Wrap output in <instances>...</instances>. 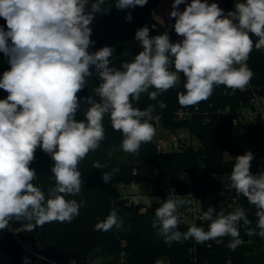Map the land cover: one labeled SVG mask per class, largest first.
<instances>
[{"label":"clouds","instance_id":"9594fccd","mask_svg":"<svg viewBox=\"0 0 264 264\" xmlns=\"http://www.w3.org/2000/svg\"><path fill=\"white\" fill-rule=\"evenodd\" d=\"M106 0H0V17L7 31L0 27V52L8 57L10 70L0 78V89L8 93L0 99V231L10 222L21 223L16 231L32 232L46 223H70L79 215L86 201L67 199L79 195L83 181L79 163L105 140L104 117L113 130L122 133L121 150L138 154L142 144L155 136L150 122L155 105L141 110L134 107L141 95L167 105L158 97L185 80L178 93L182 107H196L208 100L216 87L224 85L244 91L253 72L247 61L253 48L264 49V0H236L234 10L225 14L217 3L191 0L181 12L185 0H174L170 18H175V33L183 37L171 42L167 32L150 37L149 27L137 29L135 40L142 47L131 61L120 67L110 66L115 59L113 47L89 52L95 41L90 39V25L98 14H106L112 5ZM148 0H115L118 10L145 6ZM126 19L131 21L129 13ZM252 36L257 37L253 42ZM11 41V43H9ZM100 83L93 89L95 99L83 98L84 119L78 93L88 86L94 75ZM154 89L153 91H149ZM40 148L51 157L55 186L47 197L33 182L37 179L30 164ZM111 155V153H110ZM251 151L235 158L227 175L231 189L255 208L253 221L247 210L237 208L225 214L223 209L208 207L200 216L207 230L192 224L186 232L178 230L179 208L187 201L179 196L167 197L155 209L152 227L169 246L193 239L198 244L230 237L228 247L235 250L245 235L264 238V171L250 172ZM95 169L105 165L94 162ZM105 172L107 184L118 172ZM172 191H175L174 189ZM124 221L112 209L94 230H120ZM25 264H28L25 258Z\"/></svg>","mask_w":264,"mask_h":264},{"label":"trees","instance_id":"16d2710c","mask_svg":"<svg viewBox=\"0 0 264 264\" xmlns=\"http://www.w3.org/2000/svg\"><path fill=\"white\" fill-rule=\"evenodd\" d=\"M159 3L160 0H148L145 6L118 10L114 6L115 0H106L104 7H112L106 14H98L90 25V39L95 44L89 48V52L105 46L113 47L115 59L110 58V66L119 68L121 61H131L142 51L139 42L135 40V33L141 27H149L150 37L167 32L171 42L181 41L183 37L173 35L167 26L154 19L152 10ZM223 4L226 13L234 10L231 0H223ZM129 13L131 21L126 19ZM0 27L7 31L6 21L2 17ZM251 38L255 44L258 38ZM247 65L252 70L253 77L244 91L220 85L208 100L196 107H182L178 102V93L184 91L185 78L180 73L179 86L158 97L167 105L165 108L161 109L157 101L150 100L147 93L142 94L139 102L134 103L133 106L141 110L155 105L150 121L153 126L154 118L158 117L161 125L173 134L178 130L188 131L198 140L196 148L182 141L177 149L158 151L155 142L151 141L142 144L138 154L126 153L120 148L122 133L113 130L111 120L106 115L103 120L105 140L101 142L100 148L90 152L78 165L83 181L82 190L79 195L66 197L77 202L86 201L79 215L70 223H46L32 232L16 231L21 223L13 221L18 236L34 243L38 248L41 247L43 255L60 264H88L98 258L103 259L101 264H154L159 259L169 264H224L227 259L236 264H264V238L249 237L243 229L241 239L244 243L234 251L227 246L230 237L221 238L220 244L215 241L198 244L189 239L183 243L173 242L169 246L152 227L158 202L152 201L150 206L141 211V204L127 205L120 192V185L141 182H148L150 195L159 197L161 201L169 196L175 197L193 191L201 199L202 213L210 206L217 211L223 209L225 214L242 207L247 210L253 221L252 227H255L254 206L243 196H237L235 190L222 183L220 178L222 173H230L235 163V160L223 158L225 152L238 151L230 139L232 133H242L243 137L252 141L260 138L259 149H264V124H253L240 119L237 124H233L230 118L222 114V111L229 109L239 118L238 111L249 103L253 92L264 96V49L253 48ZM8 70V57L0 52V78ZM92 71L94 75L89 79L88 86L77 94L81 98V111L77 114V120L84 119V110L88 107L84 105L83 98L91 95L98 99L93 89L101 81L95 75V70ZM7 95L6 91L0 89V99H5ZM179 110L187 112L186 117L179 118ZM34 155L35 159L30 167L35 170L37 179L33 183L47 197L48 189L55 186L51 172L54 161L42 150H36ZM97 161L105 167L95 169L93 164ZM141 164L153 165L156 176L149 179L142 175L139 172ZM116 168L119 171L105 184L102 180L103 173H111ZM169 191L175 195H170ZM112 209H116L118 216L124 221L122 228L117 230L113 227L108 232L94 230L95 224L105 220ZM202 223L207 230V222L198 220L186 223L180 213L178 230L183 233L192 224L201 226ZM0 247L11 264H25V258L28 264H36V258L26 256L7 229L0 231Z\"/></svg>","mask_w":264,"mask_h":264},{"label":"built area","instance_id":"2783aa9c","mask_svg":"<svg viewBox=\"0 0 264 264\" xmlns=\"http://www.w3.org/2000/svg\"><path fill=\"white\" fill-rule=\"evenodd\" d=\"M222 114L230 118L233 124H237L238 122L237 120L240 119V120H243L249 123L263 125L264 124V96L258 95L253 92L250 96L249 103L245 107L240 109V111H238L239 118H236L235 113L229 109L222 111ZM186 115H187V112L185 111L179 110L177 112V116L179 118L186 117ZM155 144H156V149L158 151H164V143L161 140L156 141ZM261 151L262 153H264V149H262ZM263 160H264L263 157H261L260 161H263ZM223 180L226 181L224 178ZM225 185L229 186L230 182ZM127 187H130L131 189H133L134 192L127 191L126 190ZM120 189H121L120 191L121 198L125 200L126 204L127 205L141 204L142 206L141 211H144L148 206H150L152 201L154 200L157 201L155 198H159V197H154L150 195L151 199L146 200V198L142 197L140 194L136 192V189H137L136 183H132L126 186L120 185ZM169 194L175 195L172 191H169ZM176 196H179V198L187 201L186 204H184L182 207L179 208L182 219L183 220L187 219L188 221H190V223H195L196 221L200 220V216L202 215V203H201L200 197L197 196L195 192L193 191L187 194H183V195H175V197ZM7 230L10 232V234L12 235V237L17 242L20 249L26 256H32L41 263L44 262L48 264H60V263H57L49 259L42 253H40L39 248L34 243L21 239L18 236L17 232L15 231V228L13 226V221L10 222V228H8ZM154 264H169V263L165 260L159 259L155 261ZM192 264H199V263L193 262ZM224 264H236V263H234L230 259H227Z\"/></svg>","mask_w":264,"mask_h":264},{"label":"rangeland","instance_id":"374dc122","mask_svg":"<svg viewBox=\"0 0 264 264\" xmlns=\"http://www.w3.org/2000/svg\"><path fill=\"white\" fill-rule=\"evenodd\" d=\"M223 2V0H221ZM236 0H231L232 8L235 7ZM240 2H244V0H240ZM154 128H155V136L152 141L156 142L161 140L164 143V150H174L177 149L180 142H185L186 144H190L193 147L198 146V140L195 135L189 134L188 131L178 130L176 134H173L168 129L164 128L158 120V117L154 119ZM231 141L237 147V153H228L225 152L223 158L225 160H235L237 156L243 155L248 151H251L254 154V159L251 161L250 172L252 174H258L264 171V160L260 161V158L263 157L264 153L259 149V145L261 144V139L258 138L256 141H252L243 137L242 133L234 134L232 133L230 136ZM37 150H41L38 148ZM139 172L144 175L146 178L152 179L156 176V168L150 164H141L139 166ZM230 173H222L220 178L221 182L224 184H228L229 180L227 175ZM223 178L226 180L224 181ZM228 182V183H227ZM129 192H134L130 187L126 188ZM121 191V189H120ZM136 192L140 194L142 197L146 198V200H150V184L148 182H141L137 184ZM186 223H190L187 219L184 220ZM0 264H11V261L7 254L0 247ZM88 264H99L97 260L91 261ZM101 264V263H100Z\"/></svg>","mask_w":264,"mask_h":264},{"label":"crops","instance_id":"0c3cea01","mask_svg":"<svg viewBox=\"0 0 264 264\" xmlns=\"http://www.w3.org/2000/svg\"><path fill=\"white\" fill-rule=\"evenodd\" d=\"M173 3L174 0H160V3L152 10V15L154 19L159 23L167 26L173 35H177L174 30L175 18H170L169 15L172 11ZM190 3L191 0H185V3L179 5V10L182 12L185 9L186 5ZM207 3H217L218 6L223 9L226 14L224 4L221 0H207Z\"/></svg>","mask_w":264,"mask_h":264},{"label":"water","instance_id":"95a60500","mask_svg":"<svg viewBox=\"0 0 264 264\" xmlns=\"http://www.w3.org/2000/svg\"><path fill=\"white\" fill-rule=\"evenodd\" d=\"M39 252L42 253V249H41V247H39ZM102 261H103L102 258H98V259H97V262H98L99 264H100ZM36 264H44V263H41V262H39L38 260H36Z\"/></svg>","mask_w":264,"mask_h":264}]
</instances>
